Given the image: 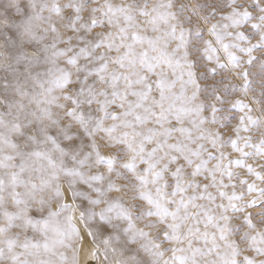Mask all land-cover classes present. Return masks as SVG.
Here are the masks:
<instances>
[{"label": "snow or ice", "instance_id": "snow-or-ice-1", "mask_svg": "<svg viewBox=\"0 0 264 264\" xmlns=\"http://www.w3.org/2000/svg\"><path fill=\"white\" fill-rule=\"evenodd\" d=\"M0 264H264V0H0Z\"/></svg>", "mask_w": 264, "mask_h": 264}, {"label": "rangeland", "instance_id": "rangeland-1", "mask_svg": "<svg viewBox=\"0 0 264 264\" xmlns=\"http://www.w3.org/2000/svg\"><path fill=\"white\" fill-rule=\"evenodd\" d=\"M116 2H120V0H116Z\"/></svg>", "mask_w": 264, "mask_h": 264}]
</instances>
